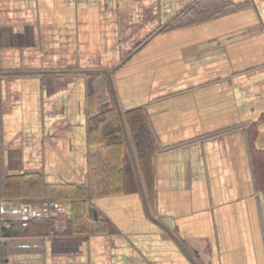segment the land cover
Instances as JSON below:
<instances>
[{
    "label": "crops",
    "instance_id": "1",
    "mask_svg": "<svg viewBox=\"0 0 264 264\" xmlns=\"http://www.w3.org/2000/svg\"><path fill=\"white\" fill-rule=\"evenodd\" d=\"M0 264H264V0H0Z\"/></svg>",
    "mask_w": 264,
    "mask_h": 264
},
{
    "label": "rangeland",
    "instance_id": "2",
    "mask_svg": "<svg viewBox=\"0 0 264 264\" xmlns=\"http://www.w3.org/2000/svg\"><path fill=\"white\" fill-rule=\"evenodd\" d=\"M100 148H104L101 146L104 145H99ZM98 147V146H96ZM102 150V149H101ZM100 150V151H101ZM125 148L123 146H121V149L119 151L120 155L124 156L126 154L125 152ZM110 153H111V149L109 147L105 146V149L102 151V154H104V157H106V162L104 161V163L102 162L101 165L99 163L100 169L97 171L100 177H103L106 180H114L117 179L121 176H123V170L121 169V172H119V166L121 165V163L118 164V168L114 167L115 163L113 161V163L111 164V157H110ZM25 182L23 185H21V182L18 184V180H11V184L12 187L15 191H17L18 189V185H20L19 191L22 192V194L20 196H22L20 199L21 202L23 203H29L30 201H39L41 198H43L45 194V192L43 191V189L41 188V179L39 178H24ZM40 191V193H39ZM24 193V194H23ZM40 194V195H37ZM31 196V197H29ZM30 200V201H29ZM25 201H29V202H25ZM33 204V203H32ZM35 204V203H34Z\"/></svg>",
    "mask_w": 264,
    "mask_h": 264
},
{
    "label": "trees",
    "instance_id": "3",
    "mask_svg": "<svg viewBox=\"0 0 264 264\" xmlns=\"http://www.w3.org/2000/svg\"><path fill=\"white\" fill-rule=\"evenodd\" d=\"M112 120L115 121V114L112 112ZM137 124V126L139 127L140 124H141V121H137V119L134 120ZM137 126H134V127H137ZM137 127V128H138ZM111 153H110V159H111V164L115 163L114 167L118 168V164L121 163V155L119 153L120 149H121V146H122V142H113L111 143ZM114 146V147H113ZM119 172H121V169H122V163L121 165L119 166ZM147 178L148 180H150V175L149 173H147ZM15 180V179H13ZM19 228V225L17 224H14L11 226V228L9 229H3L2 230V234L4 236H8V237H13V236H24V234H47L49 232V228H50V224H47V223H42V222H36V221H33L31 223L28 224L25 232H21V230H18Z\"/></svg>",
    "mask_w": 264,
    "mask_h": 264
},
{
    "label": "built area",
    "instance_id": "4",
    "mask_svg": "<svg viewBox=\"0 0 264 264\" xmlns=\"http://www.w3.org/2000/svg\"><path fill=\"white\" fill-rule=\"evenodd\" d=\"M22 212L20 216L21 223H28L30 221H40L44 219H49L52 215V211L59 212L60 208L57 204L47 202L41 204H32V203H22L21 204ZM11 228V225L7 223V229ZM51 234L54 231H50Z\"/></svg>",
    "mask_w": 264,
    "mask_h": 264
}]
</instances>
